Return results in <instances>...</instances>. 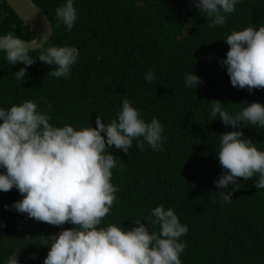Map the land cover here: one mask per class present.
I'll list each match as a JSON object with an SVG mask.
<instances>
[{"label":"trees","instance_id":"trees-1","mask_svg":"<svg viewBox=\"0 0 264 264\" xmlns=\"http://www.w3.org/2000/svg\"><path fill=\"white\" fill-rule=\"evenodd\" d=\"M31 1L52 25L44 48L72 46L79 56L70 76L57 78L48 74L55 66L38 60L39 49L29 52L37 59L31 66L11 65L0 50V108L31 100L51 116L53 126L81 130L96 127L97 116L110 123L127 98L146 123L156 118L164 129L160 151L146 142L143 150L137 148L142 138L134 139L128 153L114 146L108 150L117 161L111 182L119 191L100 227L127 230L140 220L150 232L159 231L148 220L152 209L163 205L188 227L180 238L187 242L182 264H264V189L255 187L258 174L239 179L231 203L220 193L231 192L233 185L220 189L214 183L224 173L217 159L219 136L242 130L243 138L264 151V128L242 123L234 129L210 115L213 100L230 115L242 111L245 101L264 104V90L233 87L220 62L230 48L228 35L264 26V0H238L225 23L215 27H209L214 17L200 13L194 0H75L78 18L71 31L55 15L66 0ZM9 33L26 40L34 36L0 0V35ZM23 67L26 78L17 80L14 73ZM148 72L155 76L151 83ZM188 73L203 83L188 87ZM21 199L16 188L0 191V264L16 249L19 264H44L50 250L42 245L44 237L75 226L28 218L12 207Z\"/></svg>","mask_w":264,"mask_h":264},{"label":"clouds","instance_id":"clouds-1","mask_svg":"<svg viewBox=\"0 0 264 264\" xmlns=\"http://www.w3.org/2000/svg\"><path fill=\"white\" fill-rule=\"evenodd\" d=\"M194 2L200 13L214 17L209 27H215L225 23V14L235 11L238 0ZM55 15L71 31L78 18L75 0H66L55 9ZM48 30L31 42L12 33L0 36V50L11 65L22 62L31 66L37 59L31 58L29 52L39 49L38 60L55 66L48 74L57 78L70 76L78 50L72 46L45 49L40 40L46 39ZM225 41L230 48L220 62L227 65L232 86L249 92L264 90V26L233 31ZM27 71V67L20 68L15 78L25 79ZM145 79L151 83L154 73H146ZM185 82L195 89L203 83L194 73L186 74ZM222 104L211 101L210 115L218 116L225 125L239 129L243 123L264 128V104L245 101L246 107L234 115L223 110ZM37 109L31 100L8 110L0 108V168L6 170L0 173V191L16 188L23 199L12 207L28 218L53 226H75L44 237L42 245H50L44 264H182L180 257L187 242H180V238L188 227L181 224L171 208L161 205L152 209L148 224L159 225V231L150 232L140 220L127 230L116 224L100 227L119 191L111 182L117 161L108 150L114 146L128 153L134 139L142 138L137 148L143 150L146 142L160 151L162 142H166L160 121L153 118L146 123L127 98L110 123L105 124L97 116L96 127L81 130L71 125L53 126L51 116ZM243 137L242 130L219 136L217 159L224 173L214 183L220 189L233 185L231 192L220 193L225 203H231L232 193L239 190L240 178L248 180L258 174L255 187L264 189V151L258 150L250 137ZM19 254L20 249L13 251L7 264H19ZM32 258H36L35 254Z\"/></svg>","mask_w":264,"mask_h":264},{"label":"water","instance_id":"water-1","mask_svg":"<svg viewBox=\"0 0 264 264\" xmlns=\"http://www.w3.org/2000/svg\"><path fill=\"white\" fill-rule=\"evenodd\" d=\"M10 9L22 20V22L33 32V38L25 41H33L42 38L47 29L46 39H41L40 44H44L52 35V26L45 14L34 5L31 0H5ZM0 36H5L0 35Z\"/></svg>","mask_w":264,"mask_h":264}]
</instances>
